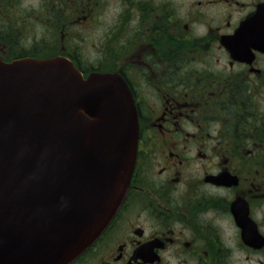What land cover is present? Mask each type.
Masks as SVG:
<instances>
[{"label":"flooded vegetation","instance_id":"flooded-vegetation-1","mask_svg":"<svg viewBox=\"0 0 264 264\" xmlns=\"http://www.w3.org/2000/svg\"><path fill=\"white\" fill-rule=\"evenodd\" d=\"M55 55L118 73L138 123L119 207L67 264H264V0H0V59Z\"/></svg>","mask_w":264,"mask_h":264},{"label":"water","instance_id":"water-1","mask_svg":"<svg viewBox=\"0 0 264 264\" xmlns=\"http://www.w3.org/2000/svg\"><path fill=\"white\" fill-rule=\"evenodd\" d=\"M137 117L116 72L0 59V264H67L116 211Z\"/></svg>","mask_w":264,"mask_h":264},{"label":"rangeland","instance_id":"rangeland-1","mask_svg":"<svg viewBox=\"0 0 264 264\" xmlns=\"http://www.w3.org/2000/svg\"><path fill=\"white\" fill-rule=\"evenodd\" d=\"M108 55V54H107ZM106 55V56H107ZM104 67H110V65L108 64V63H105L104 64V66H103V68H101V69H106V68H104ZM90 70H85V73H88Z\"/></svg>","mask_w":264,"mask_h":264}]
</instances>
